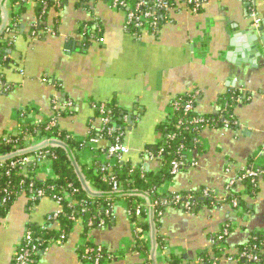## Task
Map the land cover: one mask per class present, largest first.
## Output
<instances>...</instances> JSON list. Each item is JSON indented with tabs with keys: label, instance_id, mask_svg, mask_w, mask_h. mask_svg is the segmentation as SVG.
I'll list each match as a JSON object with an SVG mask.
<instances>
[{
	"label": "crops",
	"instance_id": "1",
	"mask_svg": "<svg viewBox=\"0 0 264 264\" xmlns=\"http://www.w3.org/2000/svg\"><path fill=\"white\" fill-rule=\"evenodd\" d=\"M60 3V9L48 15L41 35L33 29L34 13L28 12L19 30L0 36V43L8 41L0 59V137L14 133L27 114L24 121L57 118L63 131L83 141L90 127L101 128L97 106L114 102L126 113L121 124L128 129L130 153L125 159L154 171L159 165L142 154L148 145L162 141L158 126L167 122L174 100L193 94L196 114L217 118L221 101L238 93L237 126L204 129L199 134L202 149L185 152V167L161 192H198L206 187L223 197L227 185H233L245 206L239 213L234 206L221 205L196 214L168 207L159 232L166 244L160 248L157 241L154 256L151 225L142 235H149L152 264H167L172 255L200 263L198 255L213 245L211 235L231 222L225 255L209 260L239 264L241 248L254 233L264 235V178H258L252 192L239 180L252 165L264 167V30L251 27L250 5L215 0L196 13L178 4L155 31H132L125 12L115 9L112 0ZM255 7L264 16L263 0ZM27 204L20 199L7 216L0 213V264H13L28 224H45L58 210L47 198L31 210ZM126 208L120 203L114 225L93 230L86 238L77 225L67 242L52 245L37 264H89L79 256L86 240L107 248L115 258L112 264H143L147 257L131 251L134 231Z\"/></svg>",
	"mask_w": 264,
	"mask_h": 264
},
{
	"label": "trees",
	"instance_id": "2",
	"mask_svg": "<svg viewBox=\"0 0 264 264\" xmlns=\"http://www.w3.org/2000/svg\"><path fill=\"white\" fill-rule=\"evenodd\" d=\"M35 6L31 11L26 8H20L19 12L15 11L16 5L20 0H8L5 8L9 15V26L6 27L2 35L9 34L8 30H16L20 28L22 17L28 13H34V21L36 26L33 27L36 34H42L46 29L48 15L52 11L60 9L61 0H31ZM124 1L125 6L122 8L126 11L128 9L135 10L137 5L141 2L143 7L137 9L138 12L150 11L153 17L158 20L162 25L168 16L169 11L160 9L158 7V0H119ZM169 4L170 8L177 5L176 0H164ZM246 5L253 3V0H243ZM2 2L0 0V28L4 22V15L2 9ZM188 9L193 12H201L203 8L197 7L196 3L188 5ZM158 12L162 17H158ZM160 27V26H159ZM157 27L151 28L155 31ZM89 29L86 30V36L89 37ZM132 31L136 28L130 27ZM8 41L0 43V59L8 50ZM239 94L234 93L228 95L221 101L222 111L221 117H202L195 112V96L193 94L182 95L172 103V113L170 114L167 122L161 123L158 126V132L162 134V141L153 145H148L143 152L144 158H150L155 161L159 168L154 171L147 170L143 164L134 165L132 160H116L110 167L108 160H95L91 164H83L80 160V153L83 150L86 140L79 141L68 135L60 128L59 122L54 119H44L39 124H33L24 121L27 114L24 115L18 129L23 133L29 134L38 140H55L59 144L55 146L47 145L42 149L46 153V158L52 161L53 172L55 179L30 180L35 176L37 164H29L26 169V174L21 173L20 168L11 169L9 163L14 159H18L23 155L15 156L14 153L17 149L23 150L24 140L22 135H11L0 137V156H7L3 162L6 173L10 172L9 176L4 174L0 178V200L7 199L4 205L0 204V213L2 216H7L10 209L20 199L27 201V208L29 210L35 208L42 199H51L56 202L61 198L58 208L61 212L58 215L52 213L48 217L51 220H46L45 224L31 223L27 226V232L31 233L33 244L36 246V251L31 256L32 264H37L40 257L52 245L64 244L71 236L72 231L77 225L82 227L83 237L86 238L89 234L96 229L110 228L115 222V204L120 201L119 198L110 195L113 190V182L119 183V189L124 193V200L127 205L126 215L133 226L134 231V253L143 257H148L149 246L148 242L143 239V232L150 230L151 211L153 210L154 223L157 234V241L160 248L166 244L165 237L160 236L159 232L162 228V219L168 207H180L183 209L186 200L190 198L189 202L192 203L191 213H198L204 207H219L221 205L234 206L238 212L244 206L245 202L241 198L240 193L236 191L235 186L227 185L226 196L221 197L214 190L205 188L200 189L198 192L185 191L178 194L162 193L161 188L166 183L173 182L179 172L183 170L186 165L185 152L189 150H201L199 143V134L206 128H218L227 125L230 129L237 126V121L234 117V112L239 101ZM190 103L191 109L187 110V105ZM107 109L106 117L109 118V123L101 124V128L97 130L95 127H90L88 139L96 138L102 143H107L106 147H99L97 153L106 156L104 150L109 146L116 144H126L127 127L124 123L121 124L126 113L118 108L114 102L111 104H100L97 108ZM97 114H100L97 110ZM29 154V153H28ZM34 154V153H32ZM37 154V152L35 153ZM13 156V157H12ZM76 161L74 165L72 159ZM109 159V158H107ZM178 164V167H175ZM251 162L250 165H252ZM251 171L260 172L261 177L264 178V167L258 168L252 165ZM2 171V170H0ZM80 172L81 176L78 174ZM246 174V170L241 172V176ZM245 183L248 191L255 190L258 178H246ZM235 189V190H234ZM36 192H42L43 198H36ZM140 192L145 198L149 200V205H144L143 200L136 197L132 193ZM180 195L184 200L176 203L175 196ZM67 197V198H64ZM239 213V212H238ZM101 221L103 225H101ZM225 228H228L229 233H232V223L228 222ZM141 230L137 232L138 230ZM222 237L218 243L214 241ZM228 237H223L221 230L216 235H211L213 245L210 249L198 255L200 263L191 262L184 259L179 255H172L167 258V264H212L209 258H220L225 255L224 244ZM87 241V240H86ZM82 244L79 249V256L82 262H88L90 255H95L97 249H103V257L100 264H105L113 257L112 253L103 245H97L92 242ZM213 256H210L211 254ZM258 255L259 262H252L247 259L248 255ZM226 257L229 255L226 254ZM239 264H264V235L262 233H254L252 240L241 248L238 258ZM213 261V260H212ZM14 264V262H13ZM143 264H152L150 261H145Z\"/></svg>",
	"mask_w": 264,
	"mask_h": 264
},
{
	"label": "built area",
	"instance_id": "3",
	"mask_svg": "<svg viewBox=\"0 0 264 264\" xmlns=\"http://www.w3.org/2000/svg\"><path fill=\"white\" fill-rule=\"evenodd\" d=\"M8 1V0H7ZM6 1V3H7ZM215 0H176L177 5H184L187 6L191 5L193 3L197 4V7H201L203 8L205 5H207L209 2H212ZM158 7L160 9H166V10H171L172 8L169 7V4L164 1V0H158ZM257 0H253V3L251 4V8H250V19H251V27L254 30L257 31H261L263 25H264V16H262L258 10L255 7ZM112 4L114 6L115 9H119L125 12L126 14V26L128 28L133 27L136 28L138 31H142V30H147L150 31L151 28L153 27H157L158 25V20H156L155 17H153L152 13L148 10L146 12H138L137 9L139 7H143V3H139L136 7L135 10H130L128 9V11L124 10L122 7L125 6V2L124 1H119V0H112ZM6 5V4H5ZM35 6V3L32 2L31 0H20V2L16 5L15 7V11L19 12L20 8L24 7L27 9V11H30L33 9V7ZM263 6H264V0H263ZM9 16H8V21L6 24V27L9 26ZM36 25H33V27H35ZM5 27V28H6ZM14 30H8L9 32H13ZM67 107L70 110H73L74 106L72 103H68ZM192 106L190 105V103L187 105V110L191 109ZM97 110H99L100 114V121L101 124L103 123H109V118L106 117L107 115V109L104 108V106H102L101 108H97ZM126 118V117H125ZM125 118H123V121L125 122ZM54 120H57V118H54ZM27 121V120H26ZM29 123H33V124H39L41 121H36V120H31L28 119ZM99 130V129H98ZM11 135H22L24 138V148L23 150H19L17 149L16 152L14 153L15 156L18 155H23V154H27L25 156H22L18 159H14L13 161H11L9 163V166L11 167V169H15V168H20L21 169V173L22 174H26V169L28 167L29 164H37L38 167L35 170V176H33V178H30V180H35L36 178L39 180H45V179H55L54 177V172H53V166H52V161L48 158H46L44 152H42V149L45 148L47 145H51V146H55L58 145L59 142L55 141V140H46V139H42V140H38V138L33 137L29 134L23 133L22 131H20V129H17L14 133H10ZM6 140L8 139V136H6V138H4ZM87 139V140H86ZM86 143L85 146L83 148V150L80 153V160L81 163L83 164H88V160H87V156L89 155V161H91L89 164H91L93 161L95 160H108V164L111 167L112 163L116 160L117 162L122 161L126 158V156L130 153V149L128 147V145L126 144H121L119 142H117L114 145L109 146V148L107 150H104V152L106 153L104 155H99L97 153V151L99 150V147H106V146H101L102 142L96 138H92V139H88V137L86 138ZM84 141V140H83ZM10 142V140H9ZM37 152V154H35ZM29 153V154H28ZM34 153V154H32ZM85 153L87 155H85ZM91 155V156H90ZM13 157V156H12ZM91 157V158H90ZM109 158V159H107ZM7 159V156H0V178H2V176L4 174H6L7 176H9L10 172L7 171L6 173L3 171L4 169V161ZM175 167H178V164H175ZM260 172L258 171H251V170H247L245 175L240 176V181H244L246 178L250 177L253 179H257L259 178ZM124 193L125 192H121L119 189V183L117 181L113 182V190L111 192L110 195H113L117 198H119L120 201H118L115 204V207H118L120 203H125L124 200ZM36 195L34 196V199L36 198H43V193L42 192H36ZM133 195H135L136 197L141 198L145 203H149L148 199H146L143 195L137 194V193H132ZM67 198V197H64ZM60 200L61 198H58L56 200V203L58 204V206L60 205ZM184 200L180 195H176L174 201L176 203L180 202ZM190 198H188L183 207V209L188 212L191 213L192 210V203L189 202ZM7 202V199H2L0 200V204L4 205V203ZM150 204V203H149ZM234 206H236V203H234ZM116 210V209H115ZM61 212V209L58 208V210L55 212V215H58ZM194 214V213H191ZM49 220H51L50 217H48ZM101 225H103V222L101 221ZM138 230V229H137ZM141 230H138L137 232H139ZM223 231V237H229L230 233L228 228H225V226L222 228ZM143 238V237H142ZM220 240H222V237H218L214 243H218L220 242ZM33 244V239L31 236V233L26 231V234L24 236V238L20 241L16 251H15V257H14V264H32V259L31 256L33 255V253L36 251V246H32ZM103 257V249L101 247H99L97 249V252L95 255H90L88 257V262L89 264H100L101 260ZM247 259L249 261L252 262H259L260 258L258 255H248L246 256ZM114 256L112 258H110V260H114ZM151 259L148 257L146 258V261H150ZM232 261V260H230ZM113 262H109L107 261L105 264H112Z\"/></svg>",
	"mask_w": 264,
	"mask_h": 264
},
{
	"label": "water",
	"instance_id": "4",
	"mask_svg": "<svg viewBox=\"0 0 264 264\" xmlns=\"http://www.w3.org/2000/svg\"><path fill=\"white\" fill-rule=\"evenodd\" d=\"M6 1L7 0H3V2H2L4 22H3V25H2V27L0 29V36L3 33V31H4L5 27H6L7 21H8V13H7V10L5 8ZM263 30H264V25H263L261 31H263ZM129 124H130V122H129ZM72 161H73L74 165H76V161L74 160V158L72 159ZM78 174L81 176L80 172H78ZM136 193L140 194V195H143L140 192H136ZM151 227H152V241H153V254L152 255L154 256L155 250H156L157 239H156V228H155V223H154L153 210L151 211ZM185 258H186V256H185Z\"/></svg>",
	"mask_w": 264,
	"mask_h": 264
},
{
	"label": "rangeland",
	"instance_id": "5",
	"mask_svg": "<svg viewBox=\"0 0 264 264\" xmlns=\"http://www.w3.org/2000/svg\"><path fill=\"white\" fill-rule=\"evenodd\" d=\"M148 238H149V235H144L143 236V239H145V240L148 239Z\"/></svg>",
	"mask_w": 264,
	"mask_h": 264
}]
</instances>
